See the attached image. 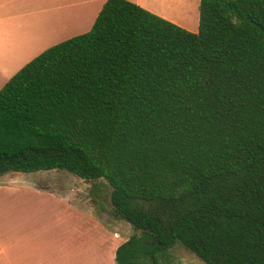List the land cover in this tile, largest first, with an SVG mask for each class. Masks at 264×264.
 Returning a JSON list of instances; mask_svg holds the SVG:
<instances>
[{
	"label": "trees",
	"instance_id": "trees-1",
	"mask_svg": "<svg viewBox=\"0 0 264 264\" xmlns=\"http://www.w3.org/2000/svg\"><path fill=\"white\" fill-rule=\"evenodd\" d=\"M197 10L188 31L105 0L0 87V176L105 181L137 232L115 264L175 242L204 264H264V0Z\"/></svg>",
	"mask_w": 264,
	"mask_h": 264
},
{
	"label": "crops",
	"instance_id": "crops-1",
	"mask_svg": "<svg viewBox=\"0 0 264 264\" xmlns=\"http://www.w3.org/2000/svg\"><path fill=\"white\" fill-rule=\"evenodd\" d=\"M104 1L0 0V45H4L7 37L13 36H69L85 20L88 21L91 13L96 11V16ZM175 1L178 5V0ZM198 1L194 0L193 7L183 2V12L178 14L158 11L159 7L146 2H130L188 31H196ZM46 48H41L39 53ZM93 183L98 185L101 182ZM52 186L60 192L58 196L61 197L52 196L55 205L22 206L51 200ZM73 191L54 183H36L32 190L8 187L1 176L0 264H115V249L120 244L113 224L116 219L109 214V209L97 211L76 205L69 198ZM2 220L10 225L4 226ZM52 244L59 248V254L55 255V259L46 260V252L39 248H52Z\"/></svg>",
	"mask_w": 264,
	"mask_h": 264
},
{
	"label": "rangeland",
	"instance_id": "rangeland-1",
	"mask_svg": "<svg viewBox=\"0 0 264 264\" xmlns=\"http://www.w3.org/2000/svg\"><path fill=\"white\" fill-rule=\"evenodd\" d=\"M134 1V0H130ZM136 1V0H135ZM140 2H146L154 7H159V10L167 11L168 13L178 14L183 12V2L185 5L194 4V0H178L179 4L175 0H137ZM175 2V3H174ZM192 9V8H191ZM174 11V12H173ZM95 12L90 14V18L84 21V24L78 27L76 30L72 31L69 36H13L7 37V41H4V45H0V86L4 81L9 78L18 68H20L24 63L30 60L32 57L39 53V50L43 47H48L59 41L65 40L72 36L78 35L80 33L86 32L95 17ZM171 13V14H172ZM179 26V25H178ZM182 27V26H180ZM184 28V27H183ZM9 44L6 45V43ZM26 60V61H25ZM1 178V176H0ZM2 181L8 185V187H20L26 189H34L35 184H56L62 187L74 189V193L70 195V199L76 204L83 206L84 208H91L92 210L101 211L102 209H109L108 202V192L109 185L101 180H90L83 181L74 175H71L65 171H34L28 173L21 172H11L2 175ZM95 181H100L101 183L95 185ZM51 192V197H57L61 199L58 194V190L53 188ZM94 193V194H93ZM96 193V194H95ZM53 197L51 200L45 202H32L23 204L25 208L29 207H44L55 205ZM103 214L102 212L100 213ZM103 218H107L103 214ZM4 226L10 225L6 220H2ZM115 231L117 233V242L120 244L124 242L131 234H137L130 225L127 223L116 220L114 223ZM46 230H43L45 232ZM48 234V233H47ZM46 236V234H44ZM50 235V233H49ZM56 245V244H54ZM52 244V248L40 247L45 254L44 259L49 258L55 259V255L59 254V248ZM152 245H144V249H148L146 254L141 255L137 262L138 264H204L198 257L191 253L179 242H175L172 246L160 249H153ZM150 248V249H149ZM38 250V248H36ZM35 250V251H37Z\"/></svg>",
	"mask_w": 264,
	"mask_h": 264
}]
</instances>
